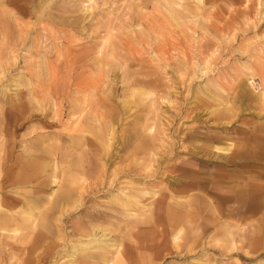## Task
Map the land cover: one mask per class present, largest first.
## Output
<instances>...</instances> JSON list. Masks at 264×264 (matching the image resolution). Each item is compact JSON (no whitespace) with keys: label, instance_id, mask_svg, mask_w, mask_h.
I'll list each match as a JSON object with an SVG mask.
<instances>
[{"label":"rangeland","instance_id":"obj_1","mask_svg":"<svg viewBox=\"0 0 264 264\" xmlns=\"http://www.w3.org/2000/svg\"><path fill=\"white\" fill-rule=\"evenodd\" d=\"M0 34V150L19 142L0 165L68 145L53 186L0 178L4 198L37 190L0 220V264H112L92 232L127 264H264V0H0ZM71 73L89 93L65 89ZM59 109L70 133L83 125L82 148L25 142L47 126L21 116Z\"/></svg>","mask_w":264,"mask_h":264},{"label":"bare ground","instance_id":"obj_2","mask_svg":"<svg viewBox=\"0 0 264 264\" xmlns=\"http://www.w3.org/2000/svg\"><path fill=\"white\" fill-rule=\"evenodd\" d=\"M199 1H201V0H199ZM2 3V2H1ZM4 3V2H3ZM176 4H179V3H177L176 2ZM5 6V5H4ZM179 6V5H178ZM84 8V7H83ZM86 8V10H87V6L85 7ZM2 11V10H1ZM12 12V11H11ZM3 13V12H2ZM8 13V12H7ZM39 13V12H38ZM10 14V13H9ZM37 14V13H36ZM17 15V14H16ZM52 16V15H51ZM50 16V17H51ZM56 17V16H55ZM14 18V17H13ZM16 18V17H15ZM59 19V18H58ZM14 20H16V19H14ZM76 20V19H75ZM81 20V19H80ZM13 21V20H12ZM20 22V21H19ZM72 22H73V20H72ZM31 23V22H30ZM19 24V23H18ZM22 24V23H21ZM16 26V25H15ZM21 26V25H20ZM28 26V25H27ZM29 26H30V24H29ZM33 26V25H32ZM19 27V26H18ZM80 27V26H79ZM75 28V27H74ZM20 29V28H19ZM9 32V31H8ZM10 33V32H9ZM20 34H22V33H20ZM1 35V34H0ZM27 35V34H26ZM73 36V35H72ZM90 36V35H89ZM94 36V35H93ZM4 37V36H3ZM1 38V37H0ZM70 38V37H69ZM73 37H71L70 39H72ZM3 39V38H2ZM64 39H65V37H64ZM75 39V38H74ZM15 40V39H14ZM17 40V39H16ZM58 40V39H57ZM66 40V39H65ZM4 40H2V42H3ZM13 41V40H12ZM18 41H19V39H18ZM59 41V40H58ZM67 41V40H66ZM71 41V40H70ZM73 41V40H72ZM1 42V41H0ZM14 42V41H13ZM75 42H76V39H75ZM74 43V42H73ZM62 44V43H61ZM72 44V43H71ZM0 45H1V43H0ZM3 45V44H2ZM67 46V45H66ZM72 46V45H71ZM70 46V47H71ZM11 47V46H10ZM56 47V46H55ZM80 47V46H79ZM9 48V47H8ZM7 48V49H8ZM11 48H13V46L11 47ZM14 48H16V47H14ZM57 48H58V46H57ZM76 48V47H75ZM70 49V48H69ZM1 50V49H0ZM58 50H59V48H58ZM61 50V49H60ZM68 49L66 48V51H67ZM96 50V49H95ZM7 51V50H6ZM10 51V50H9ZM17 51V50H16ZM16 51H14V52H16ZM74 51V50H73ZM85 51H87V50H85ZM94 51V50H93ZM92 51V52H93ZM102 51H103V49H102ZM13 52V51H12ZM68 52V51H67ZM96 52V51H95ZM9 53V52H8ZM7 53V54H8ZM18 53V52H17ZM104 53V52H103ZM106 53V52H105ZM70 54V53H69ZM100 54V53H99ZM98 54V55H99ZM10 55H12V54H10ZM9 55V56H10ZM68 55V54H67ZM84 54H82V56H83ZM87 55H88V52H87ZM95 55V54H94ZM105 56H107V53L106 54H104ZM109 55H111L110 53H109ZM108 55V56H109ZM2 56V55H1ZM13 56V55H12ZM73 56V55H72ZM7 57V56H6ZM68 57V56H67ZM75 57V56H74ZM102 57H103V55H102ZM3 57H1V59H2ZM12 58H14V57H12ZM19 58V57H18ZM99 58H100V55H99ZM108 58V57H107ZM0 59V60H1ZM4 59V58H3ZM2 59V60H3ZM10 59H11V56H10ZM7 60H9V59H7ZM73 60V59H72ZM94 60V59H93ZM104 60V59H103ZM99 61V60H98ZM100 61H101V59H100ZM108 61H109V59H108ZM14 62V61H13ZM94 62V61H93ZM12 64V63H11ZM97 64H98V62H97ZM109 64V63H108ZM119 64V63H118ZM73 65V64H72ZM96 65V64H95ZM101 65V64H100ZM105 65H107V63L105 64ZM104 65V66H105ZM110 65H112V64H110ZM9 66V65H8ZM7 66V67H8ZM109 66V65H108ZM99 67V66H98ZM97 67V68H98ZM101 67V66H100ZM106 67V66H105ZM109 68H111V67H109ZM2 69V68H1ZM33 70V69H32ZM72 70V69H71ZM88 70H89V68H88ZM98 70H101V68L100 69H98ZM97 70V71H98ZM107 70H108V68H107ZM206 70V69H205ZM6 71V70H5ZM90 71V70H89ZM36 72H37V70H36ZM67 72V71H66ZM56 73H58V72H56ZM35 74V73H34ZM5 75H6V73H5ZM36 75H38L37 73H36ZM1 76H3V75H1ZM43 76V75H42ZM56 76V75H55ZM4 77V76H3ZM101 77V76H100ZM102 78V77H101ZM1 80H2V78H0ZM36 79H37V77H36ZM69 83L70 84H66V86L63 84V86H65V89L67 88V89H71L72 90V88H75V89H73L74 91H77V92H80L81 93V91H83V92H87L88 90L87 89H89V86L90 85H88L87 83H85L83 80H76V78H75V76H74V74H72L71 73V75H69ZM94 79V78H93ZM92 79V82L95 80H93ZM97 79V78H96ZM100 79V78H99ZM52 80V79H51ZM86 80V79H85ZM16 81V80H15ZM40 82H41V80H40ZM91 82V81H90ZM9 83V82H8ZM11 83V82H10ZM16 83V82H15ZM46 84L48 83V82H45ZM95 83V82H94ZM20 85V84H19ZM33 85V84H32ZM69 85V86H68ZM3 86V85H2ZM8 86V85H7ZM21 86V85H20ZM20 86H19V89H20ZM35 86V84L33 85V87ZM59 86L61 87V85H60V83L57 85V86H54L53 87V91H54V93H58V90H59ZM25 87H26V85H25ZM45 87V85H43V87L42 88H44ZM50 87V86H49ZM48 87V88H49ZM96 86L94 85V88H95ZM3 88V87H2ZM4 88H5V86H4ZM3 88V89H4ZM7 88V87H6ZM11 88H12V86H11ZM14 89V88H13ZM63 90V95L67 92V90ZM91 90V89H90ZM5 91V90H4ZM44 91V90H43ZM49 91H50V89H49ZM6 92V91H5ZM28 92V91H27ZM72 92V91H71ZM95 92V91H94ZM3 93V92H2ZM87 93H89V92H87ZM29 94V93H28ZM39 94V93H38ZM77 94V93H76ZM94 93H92V95H93ZM30 95V94H29ZM28 95V96H29ZM62 95V96H63ZM81 95V94H80ZM89 95V94H88ZM27 96V97H28ZM84 96H85V94H84ZM87 96V95H86ZM94 96V95H93ZM25 97V96H24ZM30 97V96H29ZM28 97V99L30 100V98ZM60 97V96H59ZM26 98V97H25ZM47 98H48V96H47ZM84 98V97H83ZM27 99V98H26ZM32 99V98H31ZM62 100V99H61ZM71 100H72V98H71ZM74 100V99H73ZM30 101H33V100H30ZM74 101H76V100H74ZM83 101V100H82ZM87 101V100H86ZM97 101V100H96ZM33 103V102H32ZM74 103H76V102H74ZM84 103V102H83ZM35 104V103H34ZM60 104V103H59ZM76 104H78V103H76ZM75 104V105H76ZM1 105V104H0ZM40 105V104H39ZM74 106V105H73ZM81 106V105H80ZM79 106V107H80ZM95 106H96V104H95ZM81 107H83V106H81ZM80 107V108H81ZM39 108H41V106L39 107ZM57 108V107H56ZM77 108H78V106H77ZM79 108V109H80ZM38 109V108H37ZM44 109V108H43ZM58 110V109H57ZM35 111H37V110H35ZM38 111H39V109H38ZM82 111V110H81ZM46 112V111H45ZM43 110L42 111H40L39 113H36V112H34V113H32L31 115H29V114H25L24 116H21V118L23 119V123L21 124V126L22 125H25L30 119H34V120H37V121H41V122H43V123H45L46 124V126L47 127H45V128H43V129H41V127L39 128V129H41V130H39V131H37V132H35V130H37V129H35V130H33L34 128L32 127L31 128V136L29 137V138H27V139H24L25 140V142L26 141H30L31 143H33V144H37L36 143V141H38V140H41V139H43V138H46V137H49L50 136V134L51 133H55L56 135H58L59 137H62V138H69V139H71V142L69 141V143H72L71 145H74L75 146V148L76 147H78V148H82V146H83V144H84V139H86V135H84L83 134V125H81V124H79V123H75V125L72 127V133H70V129L68 128V126H69V121H68V123H65V122H63V120H62V117H61V114L64 112L62 109H59V111L58 112H56L55 114H53L54 116L51 118V119H47L46 118V114L47 113H45ZM55 112V111H54ZM52 113V112H51ZM68 114V113H67ZM99 114V111L98 110H96L95 111V115H98ZM73 115H75V114H73ZM63 116V115H62ZM49 117V116H48ZM70 117V116H69ZM74 117V116H73ZM68 118V117H67ZM72 118V117H71ZM3 119L6 121L5 123L7 124V125H9L11 122L7 119V117H5V116H3ZM70 119V118H69ZM11 121H12V117H11ZM38 126V125H37ZM48 126H50V127H52V128H48ZM37 128V127H36ZM59 129V128H61V129H65V128H68L69 129V131L68 132H63V131H61V130H54V129ZM71 128V127H70ZM29 132V131H28ZM27 133V132H26ZM24 135V134H23ZM52 136V135H51ZM50 136V137H51ZM21 138V137H20ZM19 138V139H20ZM57 138V137H56ZM32 139H35L34 141H32ZM138 139V138H137ZM57 140V139H56ZM55 140V141H56ZM21 141V140H20ZM51 141V140H50ZM59 141H61V140H59ZM59 141L57 142H55V143H52L51 142V144H49L48 146L46 145V146H38L37 145V149H35V151L34 152H29V153H27L26 152V150L25 151H23L21 154H20V156L17 158V160L19 161H16L15 163H13V164H11L7 169H4L3 168V166L2 165H0V178H1V180H2V178L3 177H5V178H7V180L8 181H10V179H11V182H12V184L14 183L13 181H15L16 179H19V180H21V181H23V182H29V181H33L34 179H33V175L34 174H39V173H41V172H43V173H47L48 175H49V178H50V183H51V186H53V185H55L56 184V182H57V180H56V177H57V175H58V173H57V171L59 172V169H58V165H57V157L59 156V154H61L62 153V155H64V156H66V154H67V151L65 150V147H67L68 145L67 144H65V143H62V142H60L59 143ZM11 149H10V152L9 153H7L4 149L1 151L0 150V158L2 159V157L1 156H3V157H5V158H9V159H14L15 158V156H14V154H13V150H14V148L15 147H17V144L19 143L18 141H16L14 138H12L11 139ZM48 142V141H47ZM66 142H67V140H66ZM0 143H1V141H0ZM46 143V142H45ZM68 143V142H67ZM68 143V144H69ZM134 143H137L136 145H135V148H137L136 149V151H140L145 145H146V143L144 142V139L143 138H141L140 137V141L138 142V141H136V142H134ZM133 143V144H134ZM6 143H2V146H4ZM21 144V143H20ZM41 145H44L43 143L41 144ZM134 146V145H133ZM22 147V146H21ZM71 148V147H70ZM21 149H23V148H21ZM67 149H69V148H67ZM72 149V148H71ZM24 150V149H23ZM85 151V150H84ZM76 152V151H75ZM77 153V152H76ZM84 153V152H83ZM86 153V152H85ZM72 156H74V155H72ZM75 157V156H74ZM66 158V157H65ZM68 158V157H67ZM86 158V157H85ZM76 160H77V164H76V162H75V160H74V162H75V165L76 166H78V168H80L81 166H82V162H83V155H81V156H76ZM60 161V160H59ZM87 161V160H86ZM73 162V161H72ZM46 163V164H45ZM84 163V162H83ZM129 164H131L132 165V163H129ZM136 164H139V166H141V169L142 170H145V169H147L148 170V172H151L150 170H151V165L148 163V162H145V161H142V162H137ZM70 166V165H69ZM80 166V167H79ZM62 167V166H61ZM138 167V166H137ZM133 168V167H132ZM72 169V168H71ZM70 169V170H71ZM61 170H62V168H61ZM139 170V169H138ZM63 171V170H62ZM66 171V170H65ZM64 171V172H65ZM69 171V170H68ZM135 171V170H134ZM73 172V171H72ZM11 175H14V176H16V175H18V176H16V178H14L13 176H11ZM113 181V180H112ZM100 182H101V180H100ZM110 183V182H109ZM0 188H1V185H0ZM35 188H37L38 189V191L39 190H41V188H43V186L41 185L40 186V184H39V186H35ZM2 191H4V190H2ZM150 191H145L144 193L145 194H148ZM158 192V191H157ZM156 191H152V194L153 195H158L159 194V192L157 193ZM35 193H37V190L36 189H34L33 188V190L32 191H26L25 193H19V192H15V194L13 195V194H8V195H6V198H4V197H2L1 196V194H0V220H3V219H5V221L6 222H14L15 221V219H17V215H16V213L15 212H18V210H13L16 206H17V203H19L20 201H26V200H28L29 199V197L28 196H30V195H35ZM38 195V194H37ZM125 196V195H124ZM42 197L41 196H38V197H30V199H32V200H35V201H39L40 199H41ZM131 200V199H130ZM139 200V199H138ZM69 200H67L66 202H68ZM48 202H49V204H51L52 202H53V200L52 199H50V198H48ZM131 202V201H130ZM132 202H134V201H132ZM135 203V202H134ZM75 204V203H74ZM72 205V207L73 208H75L76 206L75 205ZM129 204V203H128ZM66 205L67 204H64L63 205V207L61 208L63 211H67V207H66ZM66 207V208H65ZM21 211V210H20ZM25 214L26 215H24V217L26 218V220H28V222H30V224H32V225H34L35 224V220H36V217L34 216V214H35V212L32 210V211H30V210H28V211H25ZM57 219V217L55 218V220ZM14 224V223H13ZM80 224V223H79ZM85 225V224H84ZM81 226V225H80ZM81 227H83V226H81ZM87 228V227H86ZM12 229H14V228H12ZM17 230V229H16ZM29 230V229H28ZM31 231V230H30ZM29 232V231H28ZM46 233V232H45ZM89 233V232H88ZM91 233V232H90ZM92 238H91V240H89L87 243H88V245H90V247H93L94 248V251H93V253L95 254V255H97V257L100 259V260H102V261H104V262H106V263H108V262H111L112 264H127L128 262H129V260H130V257L127 255V260L125 259L126 258V256L124 255V254H118V255H116L115 257L114 256H112L111 257V255H110V250L112 249V248H108V245H109V243L108 242H106V238H105V234H100L101 235V237L102 238H100V236H96V233H94L93 234V232H92ZM29 236V235H28ZM87 240H88V238H87ZM85 241V240H84ZM83 241V242H84ZM78 243H80V242H78ZM86 244V243H85ZM76 245V244H75ZM84 246V245H83ZM73 247V246H72ZM82 247V246H81ZM88 247V246H87ZM74 248V247H73ZM76 248V247H75ZM85 248H86V246H85ZM88 249V248H87ZM16 250V249H15ZM13 251V250H12ZM72 252H74V251H72ZM112 254V253H111ZM114 254V253H113ZM110 257V258H109ZM83 260V259H82ZM84 261H86V260H84ZM128 261V262H127ZM89 262V261H88Z\"/></svg>","mask_w":264,"mask_h":264}]
</instances>
